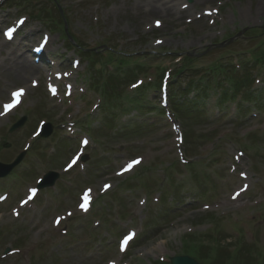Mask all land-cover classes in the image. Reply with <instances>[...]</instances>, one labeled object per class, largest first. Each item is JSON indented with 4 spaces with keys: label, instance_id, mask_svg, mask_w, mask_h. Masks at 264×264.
Returning a JSON list of instances; mask_svg holds the SVG:
<instances>
[{
    "label": "rangeland",
    "instance_id": "rangeland-1",
    "mask_svg": "<svg viewBox=\"0 0 264 264\" xmlns=\"http://www.w3.org/2000/svg\"><path fill=\"white\" fill-rule=\"evenodd\" d=\"M147 1L0 3L8 14L0 18V33L26 17V24L38 30L33 43L49 36L48 55L53 61L50 72L20 81L0 69V116L10 93L24 90L16 111L0 119V163L8 164L24 153L19 165L0 180V193L9 196L0 205V264H168L169 258L178 256H189L200 264H264V113L242 120L225 106L230 115L214 122L222 108L204 102L211 121L186 113L189 119L182 122L186 146V139L179 144L174 130L166 127L165 120L155 122V116L139 118V123H156L154 128L120 131L118 115L111 121L112 128H104L99 121H106L114 111L95 109L99 97L88 88L92 76L105 70L106 64L118 71L129 63L146 65L151 69L141 78L162 81L161 73L175 74V59L184 56L194 60L191 66L199 74L235 60L233 65L241 73L244 62L264 57V0H185L188 9L192 6L190 13L169 21L145 16L142 10ZM136 4L141 7L139 16L133 10ZM37 11L41 19L31 18ZM203 11L211 18L197 19ZM68 38L79 49L99 55L94 67L91 54L69 48ZM250 52L253 57L248 56ZM120 59L127 61L119 65ZM249 67L262 76L260 68ZM184 73L180 84L187 78ZM58 74L62 83L56 80L50 85L46 75ZM56 87L57 96L52 97ZM262 88L264 84L257 86ZM171 95L178 98L180 93ZM20 118H25L22 128L9 133ZM45 123L52 133L41 139L36 130ZM68 123H75L70 133L75 138L70 142L63 140L71 138ZM83 125L98 142L79 129ZM80 136L91 141L84 163L78 162L83 154L78 153ZM182 158L196 164L191 177ZM73 159L77 164L64 173ZM135 160L140 162L124 171ZM170 163L178 167L168 183L163 171ZM50 171L59 174L54 188L40 191L32 203L20 207L27 191ZM235 192L238 201L232 202ZM85 196L93 198L87 215L80 207ZM128 231L137 237L121 254L118 241Z\"/></svg>",
    "mask_w": 264,
    "mask_h": 264
},
{
    "label": "bare ground",
    "instance_id": "bare-ground-1",
    "mask_svg": "<svg viewBox=\"0 0 264 264\" xmlns=\"http://www.w3.org/2000/svg\"><path fill=\"white\" fill-rule=\"evenodd\" d=\"M184 1L185 0H148L146 4L143 5L145 9H143L142 11L145 10V16L149 14H151V16H155L152 17V19L163 17L168 21L171 18H176L178 20L187 16L190 13V9L192 8L191 6L189 9H182L181 4ZM194 3L197 4V1H194ZM133 10L138 16L141 15V7H139V5H134ZM28 32L33 35L34 33H37L38 30L31 29ZM40 42L39 44L42 45V43ZM18 44L22 45L23 47L10 49V46L13 45L12 40H3L0 42V69H3L5 73H11L15 81L25 80L28 77L39 75V70L35 66H33L28 59L27 50L30 49L29 46L31 44H29L26 39L19 40ZM43 45L46 46L45 49H47L46 51H48L50 50L52 41L50 40Z\"/></svg>",
    "mask_w": 264,
    "mask_h": 264
},
{
    "label": "trees",
    "instance_id": "trees-1",
    "mask_svg": "<svg viewBox=\"0 0 264 264\" xmlns=\"http://www.w3.org/2000/svg\"><path fill=\"white\" fill-rule=\"evenodd\" d=\"M257 60V59H256ZM188 61V63L186 64V65H184L183 67H185L186 68V70H189L190 69V66H191V64H190V62H191V60H187ZM257 61H259V62H261L262 63V65L264 66V58H261V59H258ZM228 66H225L224 68L223 67H218V71L217 70H215V69H213L212 70V73H219V74H221V75H225V76H228V72H229V74H231V72L230 71H228V68H227ZM184 68V69H185ZM183 69V70H184ZM182 70V71H183ZM182 71H180V72H182ZM179 72V73H180ZM229 79H231L232 80V82H231V87H232V89L234 90V92L236 93V92H239L240 91V89H242V88H244L245 87V85L248 83V81H249V77L247 78V79H242V80H236V78H229ZM126 82V80H123L122 78H120L118 75H116V76H109L106 80H104V88L105 89H107L106 91H105V97L108 99V101H111L113 98H115V97H117L118 95H116L115 96V89H113V87H115V86H113L114 84H116V86H117V84H118V86L119 87H123L124 85H126L127 83H125ZM125 83V84H124ZM104 89V90H105ZM110 89V90H109ZM107 91H108V93H107ZM114 92V93H113ZM172 106L177 110V111H181V109H182V107L179 105L178 106V103H177V101L176 100H174V102H172ZM178 117H179V119H183L184 117L182 116V115H180V114H178ZM184 120V119H183Z\"/></svg>",
    "mask_w": 264,
    "mask_h": 264
},
{
    "label": "snow or ice",
    "instance_id": "snow-or-ice-1",
    "mask_svg": "<svg viewBox=\"0 0 264 264\" xmlns=\"http://www.w3.org/2000/svg\"><path fill=\"white\" fill-rule=\"evenodd\" d=\"M19 23H20V24H23L24 21L21 20V21H19ZM157 24H159V21H157ZM14 31H15V28L9 29V30L5 33V35H6L9 39H11ZM134 87H135V85H134ZM53 91H55V89H53ZM23 92H24V90H23V89H20V90L14 92V93L12 94V95H13V98H14V103H13V104L5 105L4 107H5V110H6V111H7L8 109H11L12 107H14V104H15V103H18V102H19V97L23 94ZM84 143H87V141H85ZM139 162H140L139 160L132 161L131 163H129V164L127 165V167L124 169V171H128V170H130L135 164H138ZM74 163H75V159H73L72 163L69 164V168L72 167V164H74ZM105 187H108V186L106 185ZM31 191H32L33 194L35 193V189H32ZM31 198H32V197L29 196V199H31ZM84 201H85V202L82 203V204L80 205V207H81L84 211H87V210H88V206H87L88 197H87V196L84 197ZM26 202H27V201H25V203H26ZM69 215H71V213H69ZM56 222L59 223V220H57ZM133 236H134V234H129L128 236H126V237L124 238V240L121 242V249H122V250L128 245L129 241L133 238Z\"/></svg>",
    "mask_w": 264,
    "mask_h": 264
},
{
    "label": "water",
    "instance_id": "water-1",
    "mask_svg": "<svg viewBox=\"0 0 264 264\" xmlns=\"http://www.w3.org/2000/svg\"><path fill=\"white\" fill-rule=\"evenodd\" d=\"M21 124L15 126V129L20 127ZM50 133V129L48 126L45 127V131L43 133L44 136H48ZM19 160L16 161V163H18ZM12 168V166H8L6 167V172H9L10 169ZM56 178V176L53 177V179L51 180V182L49 183V185H52L54 179ZM170 264H199L196 260L189 258L187 256H182V257H173L170 259Z\"/></svg>",
    "mask_w": 264,
    "mask_h": 264
}]
</instances>
